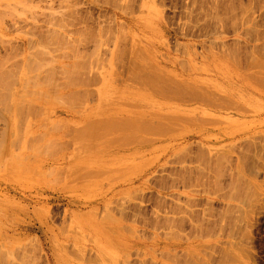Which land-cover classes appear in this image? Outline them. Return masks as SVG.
Returning a JSON list of instances; mask_svg holds the SVG:
<instances>
[{
  "label": "rangeland",
  "instance_id": "374dc122",
  "mask_svg": "<svg viewBox=\"0 0 264 264\" xmlns=\"http://www.w3.org/2000/svg\"><path fill=\"white\" fill-rule=\"evenodd\" d=\"M0 264H264V0H0Z\"/></svg>",
  "mask_w": 264,
  "mask_h": 264
},
{
  "label": "bare ground",
  "instance_id": "6f19581e",
  "mask_svg": "<svg viewBox=\"0 0 264 264\" xmlns=\"http://www.w3.org/2000/svg\"><path fill=\"white\" fill-rule=\"evenodd\" d=\"M120 41V40H119ZM44 48V47H43ZM47 48V47H46ZM118 48V47H117ZM117 53V52H116ZM115 58H117V57H115ZM145 58V57H144ZM139 59V58H138ZM255 60V59H254ZM116 61V60H115ZM114 61V62H115ZM117 62V61H116ZM260 62V61H259ZM135 65V64H134ZM262 65V64H261ZM252 66H253V64H252ZM255 67H257L256 65H254ZM254 66H253V68H254ZM260 66V65H259ZM263 67V66H262ZM261 67V68H262ZM132 71V70H131ZM137 71V70H136ZM135 72V71H134ZM140 72V71H139ZM260 74V73H259ZM51 75V74H50ZM136 75V74H135ZM147 75V74H146ZM137 76V75H136ZM251 76V75H250ZM129 78H132V77H129ZM158 78V77H157ZM252 78V77H251ZM52 79V78H51ZM138 79V78H137ZM139 79H140V77H139ZM168 79V78H167ZM253 79V78H252ZM254 79H255V77H254ZM136 80V79H135ZM151 80V79H150ZM163 80V79H162ZM262 80V79H261ZM172 81V80H171ZM133 82V81H132ZM145 82V81H144ZM143 82V83H144ZM152 83V82H151ZM143 85V84H142ZM170 85V84H169ZM180 85V84H179ZM77 86H79V85H77ZM156 86V85H155ZM66 87H68V86H66ZM130 87V86H129ZM154 87V86H153ZM165 87V86H164ZM181 87V86H180ZM192 88V87H191ZM182 90V89H181ZM184 90H186V89H184ZM183 90V91H184ZM190 92V91H189ZM20 93V92H19ZM22 96V95H21ZM20 97V96H19ZM8 101V100H7ZM91 126V125H90ZM110 127V126H109ZM111 128V127H110ZM110 128H108V129H110ZM136 130V129H135ZM151 134V133H150ZM230 262V261H229ZM232 263V262H231Z\"/></svg>",
  "mask_w": 264,
  "mask_h": 264
}]
</instances>
